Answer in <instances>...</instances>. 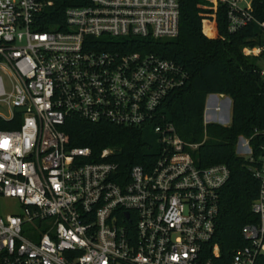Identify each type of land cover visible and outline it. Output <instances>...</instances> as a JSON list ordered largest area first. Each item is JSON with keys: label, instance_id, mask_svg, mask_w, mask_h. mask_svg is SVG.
Wrapping results in <instances>:
<instances>
[{"label": "built area", "instance_id": "1", "mask_svg": "<svg viewBox=\"0 0 264 264\" xmlns=\"http://www.w3.org/2000/svg\"><path fill=\"white\" fill-rule=\"evenodd\" d=\"M211 2L210 10L225 8L229 33L256 21L253 0ZM46 6L52 3L0 0V70L11 84L0 76L7 111L0 118H22L19 130L0 131V199L20 204L0 216V264H228L212 243L230 169L198 167L199 146L157 123L186 74L155 55L107 50L176 38L181 0H90L67 9L65 25L42 32ZM256 51L263 53H246ZM71 116L151 128L162 151L152 165L123 172L111 149L95 158L90 148L68 146L63 127ZM205 116L206 125L224 121L209 100ZM250 141L240 138L238 152L260 183L257 220L243 228L246 245L229 264H261L264 256V145L256 159Z\"/></svg>", "mask_w": 264, "mask_h": 264}, {"label": "trees", "instance_id": "2", "mask_svg": "<svg viewBox=\"0 0 264 264\" xmlns=\"http://www.w3.org/2000/svg\"><path fill=\"white\" fill-rule=\"evenodd\" d=\"M52 3L40 15V31L65 25L66 11L86 6L90 0H36ZM201 0H181L180 32L165 40L134 39L116 42L107 50L155 55L175 63L186 74L185 83L174 90L159 108L158 124H172L187 144L198 145L193 157L198 167L223 164L230 179L220 193V215L212 245H218L222 260L230 263L235 251L246 245L242 230L257 218L252 205L260 183L249 160L237 154L241 137L251 140L259 159L264 145V79L260 59L264 58V0H253L255 22L236 33L228 32L225 8L210 10ZM263 49L259 57L247 49ZM225 95L232 100L229 126L205 124L207 100ZM22 125L18 114L13 120L0 118V131H16ZM63 131L70 148H90L97 158L105 149L114 151L111 161L123 172L133 166L148 167L159 157L162 145L151 128L122 127L107 122L89 123L79 116L67 119ZM264 264V256L261 258Z\"/></svg>", "mask_w": 264, "mask_h": 264}, {"label": "rangeland", "instance_id": "3", "mask_svg": "<svg viewBox=\"0 0 264 264\" xmlns=\"http://www.w3.org/2000/svg\"><path fill=\"white\" fill-rule=\"evenodd\" d=\"M212 2L211 0H201V5H203L202 7H205V8H209L210 6H212ZM256 54L258 53L257 51L255 52ZM259 55V54H257ZM261 56V54L259 55ZM259 56H255V57H259ZM260 66L261 68H264V58L260 59ZM0 76H2L5 80V83H6V86L7 88L10 90L11 89V84H10V81H9V78H8V75L3 71V70H0ZM221 96H224L225 98H229L228 96H225V95H221ZM216 98L212 97L209 99V104L210 106H213L216 102ZM223 116L222 118L224 119L227 112H228V104L227 103H224L223 104ZM0 114H4V115H7V111L6 109H4L3 107L0 106ZM206 118V116H205ZM231 120H232V109L230 110V121H229V125L231 124ZM209 124H219V125H222V126H229L228 124H221V123H217V122H211ZM242 138V137H241ZM238 148H239V141H238V144H237V154L240 156L239 152H238ZM20 211V204L17 200H14V199H6V198H2L0 199V216H3V217H6L8 215H12L13 213H17Z\"/></svg>", "mask_w": 264, "mask_h": 264}, {"label": "crops", "instance_id": "4", "mask_svg": "<svg viewBox=\"0 0 264 264\" xmlns=\"http://www.w3.org/2000/svg\"><path fill=\"white\" fill-rule=\"evenodd\" d=\"M212 97H214V98H216V102H215V104L213 105V106H211V107H218V106H220V107H222V109H223V104L224 103H229L230 102V110L232 109V100L230 99V98H225L224 96H221V95H212V96H209V99L210 98H212ZM208 99V100H209ZM214 112H211V114H210V117L211 118H213L214 116V114H213ZM223 114H224V112H223ZM228 125H229V123H228Z\"/></svg>", "mask_w": 264, "mask_h": 264}, {"label": "water", "instance_id": "5", "mask_svg": "<svg viewBox=\"0 0 264 264\" xmlns=\"http://www.w3.org/2000/svg\"><path fill=\"white\" fill-rule=\"evenodd\" d=\"M230 121V102L228 103V112L224 118L223 124H228Z\"/></svg>", "mask_w": 264, "mask_h": 264}]
</instances>
